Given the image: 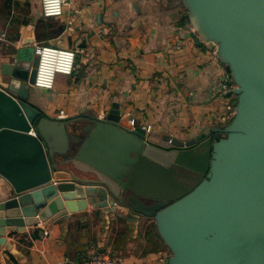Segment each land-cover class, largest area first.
<instances>
[{
  "label": "water",
  "instance_id": "95a60500",
  "mask_svg": "<svg viewBox=\"0 0 264 264\" xmlns=\"http://www.w3.org/2000/svg\"><path fill=\"white\" fill-rule=\"evenodd\" d=\"M181 2L236 85L233 119L153 143L118 104L104 118L50 116L29 102L38 58L28 28L0 64V175L13 188L0 202V247L38 215L59 223L91 205L131 223L153 218L167 264H264V0Z\"/></svg>",
  "mask_w": 264,
  "mask_h": 264
},
{
  "label": "crops",
  "instance_id": "0c3cea01",
  "mask_svg": "<svg viewBox=\"0 0 264 264\" xmlns=\"http://www.w3.org/2000/svg\"><path fill=\"white\" fill-rule=\"evenodd\" d=\"M186 17L180 0H66L63 15L48 19L40 0H0V64L11 62L32 27L34 47L76 52L74 73L58 76L53 90L32 87V105L58 118H104L118 104L127 125L134 118L153 127L151 142L163 135L187 142L227 125L237 95L217 47ZM12 190L0 175V202ZM77 214L59 223L38 215L23 231H7L0 264H82L92 248L120 264H167L170 251L153 218L131 223L91 205Z\"/></svg>",
  "mask_w": 264,
  "mask_h": 264
},
{
  "label": "built area",
  "instance_id": "2783aa9c",
  "mask_svg": "<svg viewBox=\"0 0 264 264\" xmlns=\"http://www.w3.org/2000/svg\"><path fill=\"white\" fill-rule=\"evenodd\" d=\"M41 14L43 18H58L63 15L66 0H40ZM6 35H2V38ZM35 55L38 58V67L35 79V87L44 90H53L57 74L71 76L75 71L76 52L70 49L35 45ZM232 79V78H231ZM230 86L225 83L224 90L230 91ZM130 129L138 130L146 135L153 133L151 125H139L132 118L128 121ZM45 234H47L45 232ZM82 264H120L119 259L108 253H100L97 248H92L89 253L82 255Z\"/></svg>",
  "mask_w": 264,
  "mask_h": 264
},
{
  "label": "rangeland",
  "instance_id": "374dc122",
  "mask_svg": "<svg viewBox=\"0 0 264 264\" xmlns=\"http://www.w3.org/2000/svg\"><path fill=\"white\" fill-rule=\"evenodd\" d=\"M61 74H57V76H56V78L58 77V76H60ZM63 76H65V75H63ZM222 136H225V134H222Z\"/></svg>",
  "mask_w": 264,
  "mask_h": 264
},
{
  "label": "trees",
  "instance_id": "16d2710c",
  "mask_svg": "<svg viewBox=\"0 0 264 264\" xmlns=\"http://www.w3.org/2000/svg\"><path fill=\"white\" fill-rule=\"evenodd\" d=\"M181 1V0H180ZM181 4H182V2H181ZM186 20L190 23V21H189V19H188V17H186Z\"/></svg>",
  "mask_w": 264,
  "mask_h": 264
}]
</instances>
